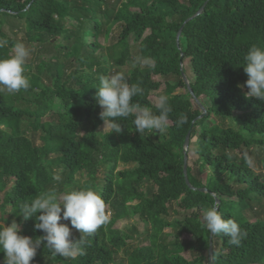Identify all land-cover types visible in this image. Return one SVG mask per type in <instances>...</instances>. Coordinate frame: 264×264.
I'll return each mask as SVG.
<instances>
[{
	"label": "trees",
	"instance_id": "1",
	"mask_svg": "<svg viewBox=\"0 0 264 264\" xmlns=\"http://www.w3.org/2000/svg\"><path fill=\"white\" fill-rule=\"evenodd\" d=\"M202 7V13L185 24L177 45L180 28ZM10 18L24 22L30 43L51 46L53 52L43 60L42 72L25 67L28 89L0 95V192L11 208L5 222L15 219L21 224L20 234L33 240L43 235L35 229L36 217L25 221L17 212L46 191L60 195L92 188L115 212L109 223L86 237L85 255L52 256L41 244L32 264L113 260L130 239L114 228L115 223L137 216L149 226L148 244L132 250L128 264H209L203 245L208 230L200 218L212 206L247 231L239 247L230 245L226 236L212 235L214 264H264V219L250 221L244 213L252 194L264 197V182L250 160L234 152L264 148V101L246 99L247 90L238 87L247 80L243 65L248 49L264 48V0H0V40L7 41L0 47V59L12 53L13 43L4 29ZM118 22V40L103 43L101 38H108ZM131 35L139 43V57L154 62L125 74L129 85L143 89L132 102L158 114L149 94L161 85L152 76L164 78L162 95L169 96L172 112L163 133H137L131 115L118 118L120 133L99 131L103 121L96 100L98 77L132 60ZM186 59L190 87L206 110L202 117L182 77ZM181 114L188 120L178 127ZM48 115L51 120L45 121ZM227 120L231 122L224 124ZM25 124L42 133L43 145L23 133ZM188 131L200 169L207 171L202 181L187 165L191 188L183 172ZM121 164L134 168L119 170ZM145 181L153 186L147 195L140 190ZM215 181L219 188L214 189ZM172 204L188 213L174 223L166 219ZM167 228L178 232V240H192L170 248L160 241ZM79 236L72 232L74 239ZM185 251L194 252L192 261L184 258Z\"/></svg>",
	"mask_w": 264,
	"mask_h": 264
},
{
	"label": "clouds",
	"instance_id": "2",
	"mask_svg": "<svg viewBox=\"0 0 264 264\" xmlns=\"http://www.w3.org/2000/svg\"><path fill=\"white\" fill-rule=\"evenodd\" d=\"M7 44L0 40V47ZM30 50L23 43H16L13 54L0 59V93L15 94L30 87V81L25 73V64ZM138 62L154 66V62L140 57ZM244 72L247 80L242 88L246 99L257 98L264 101V48L252 45L244 56ZM99 85L96 93L98 105L102 108L100 118L108 133L122 131L118 118L134 116L135 130L139 134L145 131L163 133L168 128L169 114L172 108L168 95H159L155 107L158 114L138 103H133V97L143 93L139 85H129L122 72L109 76L98 77ZM187 116L181 114L176 125L187 123ZM23 220L36 217L35 229L43 235L33 240L21 235V224L15 219L5 223V215H0V252L4 253V264H32L37 250L43 244L52 256L76 258L86 254V237L93 235L98 228L110 221L111 213L100 193L92 188L65 190L57 195L46 191L23 205L17 212ZM201 223L212 235L228 237L230 245L239 247L247 237V231L232 219H224L215 206L204 209ZM68 221L69 224L60 221ZM72 229L80 233L78 239L72 237ZM216 257L211 254L209 264H214Z\"/></svg>",
	"mask_w": 264,
	"mask_h": 264
},
{
	"label": "rangeland",
	"instance_id": "3",
	"mask_svg": "<svg viewBox=\"0 0 264 264\" xmlns=\"http://www.w3.org/2000/svg\"><path fill=\"white\" fill-rule=\"evenodd\" d=\"M110 2L115 0H108ZM121 23H115L112 25V30L108 38L102 37L101 41L103 43H106L107 45L113 43L114 41L118 40L119 33L121 31ZM4 29L10 36V40L13 43L12 53L14 50V46L16 43L20 42L25 45L26 48L30 50V55L27 58L25 67L28 71L37 73L42 72L43 70V60L48 59L49 56L53 52V48L51 46H45L38 43H30L28 41L27 35H26V26L24 22L10 18L8 19V22L4 24ZM130 45H131V55L132 60L130 62H127L126 65L121 66H115L114 67V73L119 71L124 74H127L130 72V70L137 66H145L146 64H142L137 61V57H139V43L134 39V36L131 35L129 38ZM188 59L184 60L183 68L185 69L186 75L190 77V70L188 65ZM191 78V77H190ZM152 79L156 81H160L161 85L158 89H152L149 94V99L153 105H155L156 100L159 95H162V89L164 88V81L165 79L162 77H159L158 75H153ZM189 81V79H188ZM47 82V81H46ZM49 85L50 83L47 82ZM179 90L184 91L183 88H179ZM245 90H247V87L245 86ZM11 95L9 93H0L1 96L4 95ZM33 99V98H32ZM7 100V99H6ZM102 111V108H101ZM45 121L51 120V117L48 115L44 119ZM171 120H168V123H170ZM219 122H221L219 120ZM231 121L227 120L224 122V124H229ZM104 124L99 128V131L101 133H107L108 129H103ZM23 133L26 134L28 137H30L34 143L37 146L43 145L42 139L40 138L41 132L34 133L31 127H29L27 124L22 126ZM84 132H82V135ZM195 148V140L192 138L189 142V146L187 148V165H190L192 168L193 174L202 179V181H205L207 171L206 168L200 169V162L201 160L198 159V155L194 151ZM237 156H243L245 155L250 160L251 167L255 170L257 174L261 175V180L264 182V148H243L240 151H234ZM134 166H124L123 164L120 165L119 170H125V169H133ZM103 171H105V168H102ZM78 182L81 184L83 183V176H79ZM79 183V184H80ZM214 189L219 188L217 182L215 181L213 184ZM140 190L144 192L145 195L149 194L153 190V186L150 182L145 181L141 186ZM5 195L4 192H0V215H5V217L8 219L10 218L11 208L9 205L4 204ZM107 210L111 213L110 220L114 217V210L110 207H107ZM246 217L252 221L255 219H264V197H259L255 194H252V200L249 203L248 208L244 211ZM188 214L187 212H184L180 210L178 207L172 204V206L169 205L168 213L166 216V219L170 223H174L175 221L181 219L184 215ZM13 220V219H12ZM61 223L69 224V227H71L70 223L68 221H60ZM7 224V222H5ZM114 228H117L118 230H121L124 234L128 235L130 239H128V247L124 248L120 253L115 255L113 260H110L108 258H101L99 261V264H128L127 258L128 254L138 248L139 246L147 245L148 244V235H149V226L145 222L141 221L139 216L137 217H126L123 219L118 220ZM100 229V228H99ZM72 232L79 233L77 230L72 229ZM178 232L173 228H167L164 229L163 233L161 234L160 241L168 245L170 248L173 247L174 244L178 243L179 241L187 242L191 241V236H183L180 240L177 238ZM213 240L211 234L208 232L204 236V249L209 248V241ZM213 245V244H212ZM208 250V249H207ZM184 258L188 261H192L195 257L194 252L192 251H185L182 253ZM45 262H47V259H45Z\"/></svg>",
	"mask_w": 264,
	"mask_h": 264
},
{
	"label": "water",
	"instance_id": "4",
	"mask_svg": "<svg viewBox=\"0 0 264 264\" xmlns=\"http://www.w3.org/2000/svg\"><path fill=\"white\" fill-rule=\"evenodd\" d=\"M202 11H203V7H202V9H200V10H199L194 16L189 17V18L185 21V23L182 25V27L180 28V30H179V32H178V34H177V40H176L177 45H178L179 42H180V37H181L182 30H183L185 24H186L188 21L192 20V19H193L195 16H197L198 14L202 13ZM181 70H182V77H183V79H184V81H185V83H186V85H187V89H188V91L190 92V94L192 95V97H193V99L196 101V103L199 105V107L202 109V114L200 115V117H202V116L205 114L206 110H205L204 106L201 104V102L199 101V99L194 95L193 90H192V88L190 87V84H189L188 78H187L186 74H185L184 71H183L182 65H181ZM189 142H190V131L187 132V134H186V136H185V139H184V145H183V151H184L183 172H184V176H185L186 184L191 188L192 185L189 183V181H188V179H187V175H186L187 158H188V155H187V148H188V146H189ZM200 190H202V191H207L205 188H200ZM218 203H219V199H218V197H216V204H218ZM211 236H212V234H211ZM211 254L213 255V245H212V241H211V239H210V241H209V248H208V250H207L208 263H209V259H210Z\"/></svg>",
	"mask_w": 264,
	"mask_h": 264
}]
</instances>
